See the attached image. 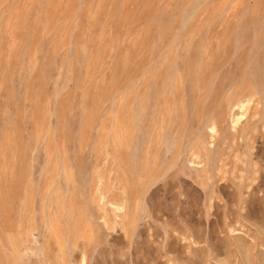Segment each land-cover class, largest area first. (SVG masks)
Wrapping results in <instances>:
<instances>
[{"label": "rangeland", "instance_id": "rangeland-1", "mask_svg": "<svg viewBox=\"0 0 264 264\" xmlns=\"http://www.w3.org/2000/svg\"><path fill=\"white\" fill-rule=\"evenodd\" d=\"M0 264H264V0H0Z\"/></svg>", "mask_w": 264, "mask_h": 264}, {"label": "bare ground", "instance_id": "bare-ground-1", "mask_svg": "<svg viewBox=\"0 0 264 264\" xmlns=\"http://www.w3.org/2000/svg\"><path fill=\"white\" fill-rule=\"evenodd\" d=\"M249 105H250V101L249 100L240 101V102H238L235 105V107H237L241 111V114H238V115L233 114L232 119H233V122L235 124L238 123L244 117V114L246 113L247 108L249 107ZM210 128H211L210 130L213 133L216 132V126L215 125H212Z\"/></svg>", "mask_w": 264, "mask_h": 264}]
</instances>
